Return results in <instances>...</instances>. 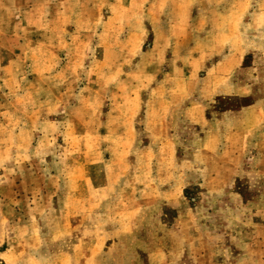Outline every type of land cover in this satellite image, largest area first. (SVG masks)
Instances as JSON below:
<instances>
[{
	"label": "rangeland",
	"instance_id": "rangeland-1",
	"mask_svg": "<svg viewBox=\"0 0 264 264\" xmlns=\"http://www.w3.org/2000/svg\"><path fill=\"white\" fill-rule=\"evenodd\" d=\"M0 264H264V0H0Z\"/></svg>",
	"mask_w": 264,
	"mask_h": 264
}]
</instances>
